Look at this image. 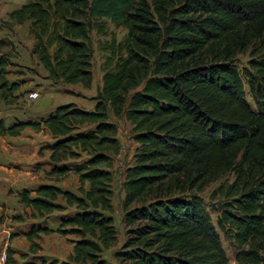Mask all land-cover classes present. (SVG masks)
<instances>
[{"label":"trees","instance_id":"16d2710c","mask_svg":"<svg viewBox=\"0 0 264 264\" xmlns=\"http://www.w3.org/2000/svg\"><path fill=\"white\" fill-rule=\"evenodd\" d=\"M7 18L29 22L30 52L47 78L84 88L93 79L90 32L105 30L102 19L126 30L102 45L93 109L69 102L38 120L6 126L0 119V135L46 129L47 174L78 180L76 191L41 183L18 192L26 215L38 220L22 232L30 251L40 248V234L56 232L73 236L61 264H112L102 254L118 240L111 168L121 145L112 114L129 122L137 144L124 170L118 264H228L219 231L237 264H264V0H25ZM6 55L0 102L8 105L21 96L20 81L8 75L24 71H11ZM227 174L232 180L212 192L213 224L199 193ZM6 254L10 264L9 247Z\"/></svg>","mask_w":264,"mask_h":264},{"label":"rangeland","instance_id":"374dc122","mask_svg":"<svg viewBox=\"0 0 264 264\" xmlns=\"http://www.w3.org/2000/svg\"><path fill=\"white\" fill-rule=\"evenodd\" d=\"M23 2H25V0H0V39L7 41L6 44L0 47V55L7 54L6 57L15 63V65L9 66V68L13 69L11 71H14L15 69L24 71L22 72L23 74L16 75L12 73L8 75V78L11 81H20V88L17 90V93L20 92L21 97L13 104L7 105L0 102V118L5 125H9L11 121L18 118L22 120H38L39 118L48 115V113L56 106L69 102H73L78 107L87 110L93 109L94 98L102 84V63L105 56V52L102 50V45L103 43L110 41L112 38H115L116 41L121 40L124 37L126 30L122 27H116L110 21L102 19L100 22L104 24L105 30L98 32L93 29L90 32V39L93 48V79L89 88H84L80 83L63 84L61 82H54L47 78L46 71L43 69L36 56L32 55L30 52L33 39L28 32L29 22L22 25L10 24L8 22L7 12L18 8ZM248 59L249 57L246 54L239 55L237 59L238 67H244ZM30 91H37L38 97L29 98L28 93ZM247 99L251 102L249 97H247ZM110 117L117 125L116 136L121 145L119 154L113 156L111 168L113 175L112 205L114 209L112 217L117 228L118 240L117 245L104 250L102 254L110 263L118 264L113 253L125 238V228L122 222L123 211L121 207L124 197V189L122 186L124 181V170L132 162L133 153L137 144L133 140L131 125L129 122L123 117L117 119L112 114ZM30 129L29 132L21 134L23 137L22 141L18 139V141L27 144L22 145L21 148L16 150L19 152L18 156L28 154L30 155V158L27 163L15 166V170L24 172L27 168L33 169L32 167H35L33 172L42 169V171H44L43 174H47V171L51 169L52 165L48 158V152L40 149L44 144L51 142L52 138L46 129ZM27 133H30V135L27 136ZM72 163L73 161L70 164L72 165ZM43 174H41L40 180H45L42 176ZM75 176L76 175L71 172L61 175L60 180H64L65 185L63 187L60 185L58 186L62 189L76 191L78 180ZM232 178V174H227L218 181L209 184V186L199 193V196L202 199V209L204 213L211 217L213 224H216V216L218 212L214 208L216 200L213 199L212 192L220 183L231 181ZM57 181L58 178H55L52 184L57 185ZM37 185H34L31 189H34ZM5 195L6 194L4 193H0V202L5 200ZM5 203L7 213L3 211L0 212V254L4 249L6 251V248L9 247L12 250L11 259L13 261L10 264H25L27 261L39 262L41 260L46 262H52L54 260L57 261V264H61L64 261H68L67 257L72 252V242H70L68 238H73V236H62L56 232L40 234V238L35 240V242L40 245V248H37L35 252H32L29 250L30 243L22 235V232L26 231L31 223H36L38 220L32 219L26 215L30 209H26L22 205L19 207V202L16 197L8 198ZM12 206L13 210L11 212ZM17 214L22 215L24 221L17 222L11 218L12 215ZM54 215L55 214L49 215L48 219L45 221L50 227H55V225H57ZM11 232L17 234L12 239L9 238ZM219 233L221 243L228 257V264H237L234 259V249L227 240L224 239L221 231H219ZM23 253L26 254L25 258L21 257V254Z\"/></svg>","mask_w":264,"mask_h":264},{"label":"crops","instance_id":"0c3cea01","mask_svg":"<svg viewBox=\"0 0 264 264\" xmlns=\"http://www.w3.org/2000/svg\"><path fill=\"white\" fill-rule=\"evenodd\" d=\"M30 130V128L26 127L17 136H11L8 134L0 135V193L6 194L5 200L3 202H0V212L3 211L7 213L5 209V202L7 201V199L11 197H16V199L18 200V192L24 188L31 189L32 187H34V185L41 183L50 184L54 181L55 178H58V181L56 182L57 185H60L61 187L65 185V181L60 180L61 175L56 176L43 174L44 171H42V169L37 170L36 172H33V170H35V167H32L33 169L27 168V170H25L24 172H19L15 170V166L27 163L30 158V155L28 154H24V156H18L19 152L16 151L18 148H21L22 145L27 144L18 141V139L22 141L23 137L21 134H23L24 132H29ZM28 135H30V133H27V136ZM45 151L48 152L49 156V151ZM41 174H43L42 176L45 180H40ZM18 205L20 207L21 204L18 203ZM12 210L13 206L11 212Z\"/></svg>","mask_w":264,"mask_h":264},{"label":"built area","instance_id":"2783aa9c","mask_svg":"<svg viewBox=\"0 0 264 264\" xmlns=\"http://www.w3.org/2000/svg\"><path fill=\"white\" fill-rule=\"evenodd\" d=\"M28 97L29 98H36V97H38V92L37 91H30L28 93ZM0 264H9L7 262V254H6L5 249L0 254Z\"/></svg>","mask_w":264,"mask_h":264}]
</instances>
